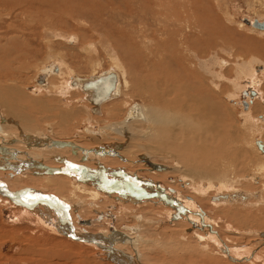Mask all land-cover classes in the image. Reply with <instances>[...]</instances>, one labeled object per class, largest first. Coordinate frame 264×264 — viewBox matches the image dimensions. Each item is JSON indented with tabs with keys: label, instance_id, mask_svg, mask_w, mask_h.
I'll list each match as a JSON object with an SVG mask.
<instances>
[{
	"label": "rangeland",
	"instance_id": "obj_1",
	"mask_svg": "<svg viewBox=\"0 0 264 264\" xmlns=\"http://www.w3.org/2000/svg\"><path fill=\"white\" fill-rule=\"evenodd\" d=\"M180 12L183 14H181ZM164 14H166V17ZM187 15H189L190 17H188ZM175 16H178V17H175ZM191 17L193 18V21L194 20L196 21L193 22ZM205 17L206 18L208 17V18L205 19ZM244 18L258 19L261 21L264 20V0H195V1L194 0H0V75H5L7 73L8 75H11V73L13 72L10 78H13L15 82H7V80L5 79L0 80V81L5 82L8 86H15L20 91L25 89V92L29 94L31 92L33 94L34 93L33 91L36 89L35 84L33 82L35 72L41 67L45 66L46 64H49L51 62L59 63L63 70V78L67 77L68 74L70 73L72 75L71 77L85 79L93 74L97 75V74H100L101 72L107 71L112 66L114 68L117 67L116 64L114 66V61H113V59H117L121 68L117 67L118 69H116V71L117 73H119L121 83H123L124 79L128 80V82L130 81V83L132 84V88L134 87L133 90L138 92V93H133L130 90H126L122 84L123 87H121L120 89V94H121L120 98L118 100L114 99L115 101L111 100L112 102L108 101L104 103V105L102 106L104 107L102 108L103 115L99 116L97 114L90 113L92 116L90 118L86 116L85 111H86V108L93 109V106L83 100L84 95L80 91H78V89L70 93L68 92L66 95L62 96V99H63L62 103L59 101V98L57 97H54V96L51 97L50 95H45L43 93L45 91L36 92L35 94L37 95L33 96V99H38V98L42 99L44 96L53 98V100L49 104L55 107V109L50 112L49 111L48 112H35L31 108L30 109L24 108L26 110V116L33 120L32 122H29L28 124H22L20 122L19 113H17L19 112L20 109H13V114L17 116L15 117L17 119L16 122L19 124V126L24 127L26 129V132L21 134V136H25L29 133H35V134L43 133L44 134L45 124H50L53 126V131L55 132L56 138L58 140L67 141V140L74 139L75 136H79V135L85 136V135H88V132L86 131L88 128L91 129L92 127H97V126L102 127V124H105L106 122L115 123L116 121L121 120V118L124 116V113L127 109L124 110L121 113V115H119L118 117H116L117 111L113 112L112 117L110 118L108 113L112 105H115L116 107H120L121 103L127 102L126 107L128 105L130 106L135 103L141 107L143 106L144 108H146V102L144 99L145 96L148 101L150 100L149 101L150 103L149 102L147 103V109L150 108L152 111L157 112V114H160L162 112V109L164 108H163V104L160 99V96H158V93L163 94L165 87H162L161 89H159L161 86L158 82V77L156 76H160V74L154 68V66L160 65L161 60L163 61L164 57L166 58L169 54L170 55L174 54L173 50L170 48L171 42L176 43V42L182 41V45H180V42L178 43L179 47L182 50V48L188 45L192 49V51L194 52L192 56H195L193 57V60L196 63V60L198 59L197 64H196L199 68L198 72L202 74L203 76L201 77L199 76L196 79L194 80L192 79V81H189V82H184L185 86L191 85L189 87H191L192 89H186L185 91L182 90L183 92L182 91L180 92L181 97H182L181 98L182 105H181V108L180 109L177 108V110L180 112L179 115L181 117L186 115L187 125L185 123V126H188V127H185L184 124L181 125V123L178 122V129L181 128L182 130V131L180 130V134H179L180 135L179 137H182L180 142H184L190 139L188 140V142L191 141V143L193 144V147H192V144L189 145L188 143H186L187 145L185 146V144L182 143L184 150H180L178 152V155L179 154L185 155V161L188 160V158L186 159L187 156L193 157V159H195L197 155L198 159L192 160V163L194 161L193 164L191 162L189 163L188 161L184 162V164L188 165L187 168L188 169L190 168L189 170L191 172H193V170L191 169L201 167L203 164L202 163L203 160L210 161V159H213L210 162L215 164V166L218 169H220V164L224 160V154L222 152L226 149L227 150L226 154H228L229 157L232 158L233 161L235 160V163H233L232 168H230L229 170L234 169L236 173V175L234 174V176H237L242 179V182H239L240 185L238 186V188L243 189V187H246L247 188L246 190L248 191H254L255 189L260 190L262 187H264V172L261 171L262 173L261 174L262 176H260L261 181L259 180L260 182L258 184L252 182L250 178L249 180L247 179L245 180V178H247L252 173H254V170H253L254 164H252L251 162L254 161L252 159H256L255 157H257L254 151L249 150L250 148L248 146L252 144V140L254 138H257L262 133H263L261 135L262 137L261 136L260 137L263 138L264 140V123L261 121L263 126L262 128L261 126L258 127L259 125H262V124H260L261 123L260 120L257 119L258 116L264 114V105L262 106L261 105L262 102L260 104V102L258 101V103L260 104L261 110L259 109L256 113L254 112L251 113L249 111L250 108H248L246 111L244 110L245 109L244 106H241V104L243 105V102L248 101V99L250 100V97L245 95V93H247L248 88L255 87L254 89L259 91L261 95H263V97L260 96L259 99L257 97L254 98L255 99V101L253 100L254 104L257 102L256 100L264 99V32L255 31L246 26L242 28L239 27V22H241L240 20ZM188 19L189 20L191 19V20L189 21ZM166 20L169 23H167ZM160 21H163V22H160ZM206 22L208 23V25L206 24L207 26L205 25ZM171 24L173 27H171ZM197 26H200V27H197ZM165 27H167V29ZM184 28L186 31L184 30ZM70 36L74 37V39H70ZM177 37L178 38L181 37V38L178 40ZM109 38H111L112 40L111 43L110 41L107 42V39ZM208 39H209V42H208ZM194 42L195 44H193ZM201 42H204V43H201ZM88 44H91V46H89ZM89 47L91 48L90 50H88ZM8 50H16L18 54L20 55L16 63L12 64L10 67H7V62H6L7 59H4V54ZM150 51L152 52L151 55H149ZM143 56L144 58L142 59ZM159 56H162V57L160 58ZM143 60L145 62H143ZM151 60L155 62L153 63ZM139 63L143 66L140 67L141 65ZM261 66L263 68L260 69ZM256 67L257 69H259L258 71H256ZM13 68L15 70H13ZM147 68L151 70L149 71ZM152 70H153V73H151ZM156 73H158L159 75ZM146 74L151 75V76H148L147 78ZM133 75L137 76V78L135 76L133 78ZM150 77H152L153 79ZM256 79L260 80V83L258 85L254 83ZM193 81H195L196 83ZM60 82L61 80L58 79V80H55L53 83L55 86L57 85L59 86ZM143 82L144 83L147 82L146 84L150 87V91L145 93L144 95H142L145 92V90H143L144 87L142 86ZM138 83L139 84L142 83V84L139 85ZM203 85H206V87ZM32 86L35 89L28 92V90L26 89ZM200 86L201 87L203 86V87L201 88ZM1 87H2V84H1ZM154 87H156L157 91H155L156 89L151 90V88H154ZM140 89L142 92L140 91ZM152 91L154 94H152ZM202 92H205V93H202ZM126 95H128L127 96L128 99L126 98ZM157 98L159 99L157 100ZM27 99H28L27 97H25V99L21 98V100L18 101L16 106H19V105L21 107L26 106L25 101ZM78 99H80V102H82V104L79 103ZM141 99L142 100L144 99V101L142 102ZM152 100L154 101L152 102ZM200 101L202 103H200ZM189 102H191L192 104ZM156 105H161L162 108ZM195 105H196L195 110H194L195 113H193L192 109ZM202 105L203 107L204 106L206 107L202 109L201 107ZM124 107H125V104H124ZM213 108L215 109L213 110ZM59 109H62V110L65 109V111L67 112L74 111V113H76L75 117L68 119L69 122L63 124V128L59 126V121L57 118ZM187 111H190V112L188 113ZM216 112L217 114H215ZM245 112H247L246 114L249 113L248 119L244 117ZM214 116L218 118H215ZM195 117L196 119L199 118L201 122L199 119H198L199 121L195 120L194 119ZM182 118H185V117H182ZM190 118L194 119V120L192 119V122L193 123L195 122L194 124L191 122ZM212 119L215 121V123L212 122L213 121ZM250 120H251V122H249L251 126L250 128L252 129L248 130V128L243 126V123L246 124ZM196 121L198 122L196 123ZM205 123H206V126H203ZM207 124H209L210 127L207 126ZM140 125L141 124L139 123L133 124L131 127H134V128H132L130 132L137 134L139 131L138 127ZM32 126H35V127H32ZM192 127L194 128V130L193 131L190 130V131L192 132L193 136L194 134L197 133L195 135L197 138L190 135V132H188V130L186 129V128L193 129ZM196 129H200L198 130L200 132L196 131ZM204 129L206 131H204ZM6 131L12 132L13 134L18 133L16 131H13V129L11 130L6 129ZM204 132H209V134L204 133ZM187 133L189 134L187 135ZM210 135H212V137ZM217 135L219 136L217 137ZM211 138H214V139L212 140ZM138 139H140L139 135H138ZM138 139L136 140L133 139V143L140 142V140ZM194 139L195 140L198 139V140L195 141ZM199 139L201 140V142H199ZM204 140L208 142L204 143ZM211 140L212 142H210ZM218 140L220 143H222L221 145L218 143ZM214 141H216L215 144H214ZM180 142H176V145L179 144ZM80 143L83 144V147L85 149L92 148V144L87 142L86 140H83ZM199 143L201 144L200 147H202V149L199 147ZM217 143L219 144L218 146H216ZM211 144L212 146H210ZM227 145L229 147H227ZM240 145L242 146L241 149H239ZM221 146H222V149H221ZM215 147L216 148L220 147V149H218L219 153L216 152V154L218 155L217 157H212L211 153L208 152V150L209 149L213 150L215 149ZM194 148L195 149L198 148L199 152L198 150H196L197 151L196 152ZM202 150L205 153L202 152ZM122 151H126L124 152L126 154V156L124 155V157L125 159L128 160L129 163H123L122 160H119V159L111 161L110 157L105 156L106 158L104 160L101 159L99 161V164L104 170H98V165L96 166V163L93 161H85V162L82 161L81 155H79V157L73 156L69 152V149H65V151H58V152H61V156H64L65 158H67L69 162H73V163L76 162L74 164V167H77V169L76 168L75 169L79 173L78 174L79 179L82 176L81 174L86 175L85 173H87L88 170L94 172L93 174H88L91 178L94 177L93 182L91 181V186L86 185V187H92V189L94 188L98 189V186H99L98 178L100 176L104 177L105 185H107L109 180L110 179L112 180V178L116 176V175L111 176V174L109 173H119V172L124 173L125 172V174L127 175L129 173V175L131 176L129 178L133 180L135 179L139 180L140 179L139 177L141 176V178H143V179H140L142 182V185H145V183L147 182L148 183L155 182V183H158L164 186L165 189L169 191L172 195L177 194V192L181 194L182 192L181 195L183 197L185 195L194 196L192 192H189V190H187L188 194L186 193L185 188L182 186L184 185V181L180 179L181 176L179 175L180 176L179 177L178 173L173 175L172 180L177 185L173 182L174 185L172 187H171V184L168 182L170 181V179H167L166 178L167 176H165L164 173L159 174V175H152L148 173L142 164L143 162L140 159H138L139 158L138 155H142V151L139 148H137L135 152L132 151L130 147L125 148ZM194 152L196 155L194 154ZM51 153L54 154L53 152ZM143 153H145V151ZM221 153L222 155H220ZM216 154H213V156H216ZM32 155L33 157H35L34 154ZM201 155L204 156V158H202ZM206 155L208 157H206ZM40 157L42 158L40 163H42L43 165L47 167L56 168L61 165L60 164L61 162L53 161L51 158H49L48 153H42L40 154ZM112 157H115V156H112ZM68 160L66 161L68 162ZM161 160L162 159H160V157H157V159H155L157 163H163V161H167V160H162V161ZM171 162L172 161L170 160L168 164L171 165L172 164ZM263 162L264 161L262 160L261 162H259V164L260 163L263 164ZM68 167L72 168L70 164L68 165ZM119 167H121V169ZM82 168H85V172L82 170ZM251 170L253 171L251 172ZM0 172L4 174V177H1V179H3V182H5L4 179L7 180V179H10V177H14V179H16V183H20V185H22L21 187L37 188V190L43 193L50 192L51 194L53 193L62 194L63 195L62 198L72 200L71 196H69L68 194V192L71 191L70 185H67L61 190H56L53 188L51 189V186L47 188L34 187L33 184H37L38 181L42 183V180H40V176L34 177L32 171L26 172L25 174L21 175L19 173H16L12 169L4 168L2 169V171L0 170ZM65 174L64 175L56 174L54 177H48L47 179H50V180L56 179V181H58V179H65L68 176V175L66 176ZM205 175H208V174L205 173ZM164 176H165V179H164ZM213 177H217V176H214L213 174ZM29 181H31V183ZM0 182H2V180ZM40 182L39 184H41ZM151 185H154V184H151ZM214 190L215 188L211 187L210 192L205 194L207 195L206 197L213 196L215 192ZM100 191L103 192L104 189H101ZM117 191L120 192L121 195L123 196L125 188L118 189ZM222 192H225V191L223 190ZM115 196L116 195H113V194L106 195L105 193H101L99 199L96 202H94L95 206L97 207V210L103 211L106 208H109L111 206L115 207L117 204H121V203L115 202L116 201L114 200ZM82 197L83 198L81 199H87V195H84ZM206 197L202 198L200 196V199L202 200V199H205ZM124 198H126L125 193H124ZM174 198L177 199L178 197L174 196ZM142 200L143 199H141L138 203H135V204H139V203L155 204L157 203L156 205H147L144 208L142 207L143 210L139 211V214L141 215L149 214L147 218L152 219V215H154L157 212H160L161 209L167 210V208L171 207L172 209H174V211H176L175 206L173 204L164 203L163 205L161 204V201L153 200L152 198H148L146 203L141 202ZM211 203L212 201L210 202V200L209 201L202 200V202L199 203V205L203 213H201L200 210L198 212L199 214H205L210 219H213V221L215 220L214 222L215 225L213 224L214 226L212 227V230L215 231L218 238L220 239L222 238L221 240L224 241L225 236H227L226 233L229 230H233V228L238 229L239 230L238 233H242L243 232L242 230L244 231L255 230V232L257 233H252L254 236L252 234H249L248 236L250 237L243 235V234L241 235L239 234L238 237L230 236L232 237V240L226 239L227 241L225 240L224 242H222L221 240L213 241V245L210 244L211 247L209 250V251H212L210 252L212 255L208 256L210 258L205 260L207 261V264L208 263L211 264L212 261H213L212 262L213 264H236L238 263V262H234V263L230 262L231 260H228L223 257V254H227V253H225V251L222 249L224 248V245L229 244V242L236 243L237 245L240 244L241 251L248 252V254H242L244 255L242 257L241 255L238 256L239 254L230 255L231 257L233 256V258L235 259L237 258L239 259L240 262L238 264H250L251 263L250 260L252 256L254 258L258 254L262 255L263 257L264 256L263 254L264 253V249H263L264 243L257 246L255 249L256 251L254 252L252 250L251 252L248 249V247L252 248L250 240L253 239V237L254 238L258 237L257 239L260 238L258 235H256L259 233V231L264 233V204L263 206L261 205L257 209L255 207H252V208L249 207V208H246V209L244 208L243 210H241L240 206H238V208L236 209L233 208L235 210L239 209L237 213L238 214L240 213V215H244L245 213H250V215H252V212L255 213L256 216L259 215L256 218V222L251 220V222L249 223L233 224L229 221L228 217L222 215V214H228V213H225L224 211L222 212V210L216 211L215 210L216 208H213ZM170 205H173V206H170ZM155 207H158V208H155ZM227 207H225L226 209L225 211H227V209H228L227 212L231 211ZM12 208L14 207L9 208L7 206H4L3 203H0V247L2 244L9 243L13 245V243H15V244H20L21 250L19 249L13 254L12 253L2 254L0 252V264H30V263L36 264L38 260L46 264H52V263L57 264L58 263L57 258L52 256L56 252L61 253V254L67 253L68 255L70 254L68 256L69 257L68 262H67V259L65 260L67 263L65 261H62L63 259H61L58 264H96V261H94L90 257H93V256L95 257V253L98 252V250H95V248H93L90 245L76 243L74 240H71L67 238L66 236H61L59 234L56 235L51 232H48L46 228H43V229L40 228V226L36 224L34 219H24L22 221L20 220L17 222L12 221V220H7L8 217L12 216L14 212H18ZM219 209H221V207L217 208V210ZM83 210L85 211L83 216L80 213H75L73 217L76 218L77 221H78V216H80V218L82 219L92 221L93 224H91L90 227L85 228L86 230L84 229V227H82L83 231L85 230L89 234H97L100 232V230H103L106 234H109L110 231H112L113 229L119 231V230H122L123 226L132 223L131 222L132 218L131 217L127 218L126 215L117 216L116 217L117 220L116 222H114V220L111 218L112 216L110 217L111 213H109L107 214L108 217H105V219L109 218V220L112 219L113 221L111 220L112 221L111 225H107L106 223H109V222H106V221L102 222L101 221L102 218H100V216L95 214L92 211V209L84 208ZM119 210L120 209H118V207H115V209H113L112 211L119 212ZM114 214L117 215L116 213ZM161 216L157 218L161 219L164 228H168L174 225L175 224L174 221L182 222L180 221V217L175 218L176 220H171V218H166V215H161ZM122 217H125V218H122ZM200 222H199L200 226L195 227V228L197 229L201 227L200 228L201 230L203 229L208 230L207 228H209V226H205L206 224L204 225L203 221L201 223ZM100 223H102L101 226H100ZM167 223L171 225H168ZM77 226L80 228L81 226H84V225L77 224ZM106 226H108L109 230L107 229ZM244 228H247L248 230H245ZM180 231L182 230L180 229ZM195 231L196 230L194 228H190L188 232L187 231L185 232L188 235L189 233H191L190 234L191 239L194 240V238L196 239ZM164 232H166V230H164ZM185 232L183 233L185 234ZM206 232L208 233V231ZM178 234L176 238L178 239L179 237V240H181L180 233ZM251 235L253 237H251ZM145 236L144 237L146 239L153 238V232L152 233L149 232L145 234ZM182 241H184L183 238H182ZM184 243H186L185 245L187 246L185 247L182 246V248L185 249L186 251H195V250L199 251L195 246L196 243L192 244V242H190L189 240L188 241L185 240ZM178 244L179 242L175 241L172 247H175L174 251L176 252L178 256H182V254H185L186 251L183 250L182 248L179 249ZM158 245L159 244L157 245L153 244L149 251H147L146 248H142L141 253L146 254V251L150 252L151 250H153L154 252L161 251L160 254L158 255H162V252H163L162 249L164 246L160 244L159 245L160 247H159ZM207 245H209V243H207ZM127 247L128 246H126L125 249L130 251V248L129 247L127 248ZM190 248L191 250H189ZM154 249L157 251H155ZM168 250L170 251V253L171 251H173L171 250V248H169ZM29 251L34 252V253L36 252V254L37 252L40 253V254H37L39 258L36 256V258L33 260L32 255ZM27 252H29L28 255H26ZM49 253L52 255H50ZM49 255L50 257H53L54 260L50 258ZM87 256H88V259L90 260L87 259ZM228 256H229V253H228ZM244 258L245 259L249 258L250 260H245ZM161 259L163 261L164 258H160V263H161ZM143 262H145L146 264H150V263L154 264L155 260H153L152 255L149 256L146 254ZM255 263L262 264L261 261H256L251 264H255Z\"/></svg>",
	"mask_w": 264,
	"mask_h": 264
},
{
	"label": "bare ground",
	"instance_id": "obj_2",
	"mask_svg": "<svg viewBox=\"0 0 264 264\" xmlns=\"http://www.w3.org/2000/svg\"><path fill=\"white\" fill-rule=\"evenodd\" d=\"M189 2H191V1H189ZM191 10H190V12H191ZM181 14H183V13H181ZM194 14H192V15H194ZM164 15L166 17V14H164ZM178 16H179V14H178ZM178 16H175V17H178ZM187 16L190 17L189 15H187ZM170 18H171V16H170ZM207 18L205 17V19H207ZM178 19H176V20H178ZM246 19H248L250 23H252L253 20H255V19H249V18H246ZM172 20H174V19H172ZM256 20L259 22L263 21V20L261 21L258 19H256ZM192 21H193V18H192ZM195 21L196 20H194L193 22H195ZM240 21L241 22H239V27L242 28V27L246 26L248 28H251L252 30H255L251 26L245 25L242 22V19ZM160 22H163V21H160ZM166 22H167V20H166ZM175 22H177V21H175ZM182 22H184V21H182ZM167 23H169V22H167ZM210 23H212V22H210ZM206 24L208 25L207 22L205 23V25ZM193 26H195V25H193ZM200 26H197V27H200ZM171 27H173L172 24H171ZM188 27H189V25H188ZM165 28L167 29V27H165ZM177 28H178V26H177ZM185 28H184V30H185ZM168 31H170V30H168ZM171 31H173V30H171ZM175 31H177V30H175ZM206 31H207V29H206ZM255 31H258V30H255ZM208 32H209V30H208ZM259 32H264V31H259ZM180 33H181V31H180ZM183 35H184V33H183ZM208 36H209V34H208ZM178 37H177V39L179 40L181 37L180 38H178ZM70 39H74V37L70 36ZM142 40H144V39H142ZM109 41L111 43V41H112L111 38L107 39V42H109ZM179 42H176V43L171 42L170 48L173 50L174 54H172V55L167 54L168 56L166 58L164 57L163 61L161 60L160 65L154 66V68L160 74V76H156V77H158V82L161 86L159 89H161L162 87H165L163 94L158 93V96H160V99L162 101L163 108H164V109H162L161 113L159 112L160 114H157V112L152 111L150 108L147 109V103L150 100L148 101L146 96L144 98L145 102H146V108H144L143 106L141 107L135 103L130 105V106L128 105L126 107L127 102L121 103L120 107H116L115 105H112L111 108L109 109L110 111L107 109L109 111L108 114H109L110 118L112 117L113 112L117 111L116 117H118L119 115H121V113L124 110L127 109L124 113V116L121 118V120H118L115 123L106 122L105 124H102V127L97 126V127H92L91 129L88 128L86 130L88 132V135L75 136L74 139L67 140V141L58 140L56 138L55 132L53 131V126L50 124H45V126H44L45 133L44 134L43 133H39V134L29 133L25 136H21V134L26 132V129L24 127L19 126V124L16 122L17 119L15 117H17V116H15L13 114V109H20L19 112H17V113H19L20 122L22 124H28L29 122H32L33 120L26 116V110L24 108H27V109L31 108L35 112H48V111L50 112V111H53L55 109V107H53L52 105L49 104V103H51L53 98H49L48 96H44L42 99H39V98L33 99V96L37 95V94H35L36 92L45 91V92H43L45 95H50L51 97L52 96L57 97V98H59V101L62 103V101H63L62 96L66 95L68 92L70 93V92L76 91L78 89V91H80L84 95L83 100L85 102H88L89 104H91L93 106V109L86 108V111H85L86 116H88L89 118L92 117L91 114H97V115L101 116V115H103V109L102 108H104V107H102V106L104 105V103L111 101V100L115 101L114 99L118 100L120 98L121 87L124 86V88L126 90H130L133 93H138L135 90H133L134 87L132 88V84L130 83V81L128 82V80L124 79L123 83H121L119 73H117V71H116V69H118L117 67L121 68L117 59H113L114 66L116 64L117 67L114 68L112 66L107 71L101 72L100 74H97V75L93 74V75H91L85 79H80L77 77H71L72 75L70 73L68 74L67 77L63 78V70H62L61 65L59 63L51 62L49 64H46L45 66L41 67L40 69H38L35 72L33 82L35 84L36 89L33 87L34 85L32 87H29L28 89H26V90H28V92L35 89L33 91L34 95L31 92H30V94L25 92V89L20 91L15 86H8L5 82L0 81V170L2 171V169H4V168H9V169L14 170L16 173L21 174V175L25 174L26 172L32 171L34 177L40 176V180H42V183L40 181H38L37 184H33L34 187L47 188V187L51 186V189L53 188L56 190H61L62 188L66 187L67 185H70L71 191H69L68 194H69V196H71V199H72V200H69L66 198H62L63 195L58 194V193H53V194H51L50 192L43 193V192L37 190V188L21 187L22 185H20V183H16V179H14V177H10V176H9L10 179H7V180L4 179L5 182H3V179H1V177H4V174H2L0 172V179L2 180V182H1L2 184H0V185H3L4 188L9 193H14V195L17 194L20 197L23 195V198L21 199V201L20 200L19 201L13 200V199L7 197L5 194H2L1 191L3 190V187H0V203H3L4 206H7L9 208L14 207L12 209L18 211V212H14L12 216H9L7 220H12V221L17 222L20 220L22 221L24 219H34L36 224L38 226H40V228H42V229L46 228L48 230V232H51V233L56 234V235L59 234L61 236H66L67 238L74 240L76 243L90 245L93 248H95V250H98V252L95 253V257L94 256L90 257L94 261H96V264L97 263L98 264H146L145 262H143L146 254L149 256L152 255L153 260H155L154 264H204L205 262H206L205 264H207V261H205V260L209 259L210 257H208V256L212 255L210 253L212 251H209V250H210L211 245H213V241H215V240L219 241L222 238L221 239L218 238L215 231L212 230V227L215 225V223H214L215 220L213 221V219H210L205 214H199V212H198L199 210L201 213H203L202 209L200 208V205H199V203H201L202 200L203 201L204 200H206V201L210 200V202L212 201V203H211L212 207L216 208L215 209L216 211L222 210V212L224 211L225 213H228V214H222V215L228 217L229 221L233 224L249 223V222H251V220L256 222V218L259 215L256 216V214L253 212H252V215H250V213H245L246 215L245 214L240 215V213L239 214L237 213L239 209L238 210H235V209L238 208V206H240L241 210H243L244 208L245 209L249 208V207L250 208L255 207L257 209L261 205L263 206V204H264V190H263L264 187H262L263 186L262 185L261 186L262 188L260 190L255 189L254 191H248V190H246L247 189L246 187H243L244 190L239 189L238 188V186L240 185L239 182H242V179L237 177V176H234V174L236 175L234 169L229 170L230 168H232L233 163H235V160L233 161L232 158H230L229 155L226 154L227 153L226 149H225L226 151L222 150L223 151L222 153L224 154V160L220 164V169H218L215 166V164L210 162L213 159H210V161H207V160L204 161L202 159L204 161V162L202 161V163H203L202 166L197 167L195 169H191V170H193V172H191L189 170L190 168L189 169L187 168L188 165L184 164V162L188 161L189 163L190 162L192 163V160H197L198 158H197V155L195 154V152H194V154L196 155V158L193 159V157L186 155L187 156L186 159L188 158V160H186V161H185V155H181V154L178 155V152L180 150H184L182 143H184L185 146L187 145L186 143H188L189 145L192 144L191 141H189L190 143L188 142V140H190V139H188L184 142H180L182 137H179L181 128L178 129V122L181 123V125L184 124V126H185V123L187 125L186 115L182 116L185 118H182L179 115L180 112L177 110V108L180 109L181 105H182V101H181L182 97H181L180 92L182 90L185 91L186 89H192L191 87H189L191 85L188 86L186 84L187 86H185L184 82H189V81H192V79L194 80L199 76L200 77L203 76L202 74H200L198 72L199 68L196 65L198 59L197 60L195 59L196 63L193 60V57H195V56H192L194 53L192 51V49L187 45L184 48H182V50H181V48L179 47V44H178ZM204 42H201V43H204ZM208 42H209V39H208ZM193 44H195V42ZM88 45L91 46V44H88ZM180 45H182V41L180 42ZM90 49L91 48L89 47L88 50H90ZM166 49H168V48H166ZM85 51H87V50H85ZM147 51H149V50H147ZM151 54H152V52L150 51L149 55H151ZM19 57H20V55L18 54V52L16 50H8L4 54V59H7L6 60L7 67H10L12 64L16 63V61L19 59ZM149 57H151V56H149ZM152 57H154V56H152ZM159 57L161 58L162 56H159ZM143 58H144V56L142 57V59ZM146 61H148V60H146ZM138 62H140V61H138ZM143 62H145V61L143 60ZM142 66L143 65H141L140 67H142ZM261 68H263V67L261 66L260 69ZM147 69L149 70V68H147ZM13 70H15V69L13 68ZM153 70L151 73H153ZM258 70L259 69H257V67H256V71H258ZM109 73H114L116 75V77H117L116 86H115V88L112 92V95L108 101L103 102V103L99 104L98 106H95L92 102H90L88 100V94L86 92H83L82 85L86 81L93 80L97 77H100L102 75H106ZM128 73H130V72H128ZM147 73H148V71H147ZM12 74H13V72L11 73V75ZM156 74H158V73H156ZM11 75H8V73L5 75H0V80L5 79V80H7V82H15L13 78H10ZM134 76L135 75H133V78H134ZM137 76H138V74H137ZM137 76H135V77L137 78ZM148 76H151V75H147V78H148ZM152 77H150V78H152ZM257 77H258V75H257ZM54 79L55 80H58V79L61 80V82L59 83L60 84L59 86L54 85V83H53L55 81ZM143 79H145V78H143ZM134 81H135V79H134ZM193 82H195V81H193ZM193 82H192V84H193ZM146 83L143 82L142 86L144 87L143 90H145V92L142 95H144L145 93L150 91V87ZM254 83L256 85H258L260 83V80L256 79L254 81ZM1 84H2V87H1ZM122 84H123V86H122ZM141 84H139V85H141ZM197 84H198V82H197ZM195 86H197V85H195ZM203 86L206 87V85H203ZM207 88H208V86H207ZM254 88H248L247 89V93H245V95L249 96L250 100L248 99V101L243 102V104L244 103L246 104V106L244 107L245 108L244 110L247 111V109L250 108L249 111L251 113H253V112L256 113L260 109L261 102H262L261 105L262 106L264 105V99L256 100L257 102L254 104V102H253V100L255 101L254 98L257 97L259 99L260 96L263 97V95H261V93ZM141 89H140V91H141ZM153 89L155 90L156 87L151 88V90H153ZM155 91H157V89ZM251 91L255 93L254 97H251V95H250ZM47 93H49V94H47ZM202 93H205V92H202ZM152 94H154L153 91H152ZM218 95H220V94H218ZM127 96L128 95H126V98L128 99ZM25 97L28 98L25 101L26 106H24V107H21L20 105L16 106L18 101L21 100V98L25 99ZM144 99L143 100L141 99L142 102L144 101ZM158 99L159 98H157V100ZM78 101L80 104H82V102H80V99H78ZM153 101L154 100H152V102ZM258 101L260 102V104L258 103ZM189 103H191V102H189ZM200 103H202V102L200 101ZM124 104H125V107H124ZM156 104H157V102H156ZM148 105H150V104H148ZM151 105H153V104H151ZM156 106L161 107V105H156ZM241 106H244V105L241 104ZM195 107H196V105L192 109L193 113H195L194 112ZM201 107L203 109L206 106L203 107V105H202ZM214 109L215 108H213V110ZM96 110H97V112H96ZM187 110H188V108H187ZM187 112L189 113L190 111H187ZM217 112L215 114H217ZM246 113L247 112H245L244 117H246L248 119L249 113L248 114H246ZM75 116H76V113H74V111L73 112H67V111H65V109H63V110L59 109V113L57 115V118L59 121V126L61 128H63V124L69 122L68 119L73 118ZM189 117H190V115H189ZM193 117H194V115H193ZM196 117L194 119L198 120L199 118L196 119ZM201 117H202V115H201ZM214 117L218 118L216 116H214ZM190 119L192 122L193 118H190ZM257 119L260 120V122L262 121L264 123V114L258 116ZM202 120H203V118H202ZM251 120L248 121L246 124L243 123V126L248 128V130L252 129V128H250L251 126L249 123V122H251ZM198 121H196V123ZM200 122H201V120H200ZM203 122H204V120H203ZM212 122L215 123L214 120ZM262 122L260 124H262ZM137 123L141 124L138 127L140 133H139V131L137 134L131 133L130 132L131 129L134 128L131 126L133 124H137ZM207 123H208V121H207ZM203 126H206V123ZM207 126L210 127L209 124H207ZM260 126L262 128L263 124ZM32 127H35V126H32ZM185 127H188V126H185ZM190 127H191V125H190ZM6 129H10V130L13 129V131H16L18 133L13 134L12 132L6 131ZM186 129L188 130V132H190V135H192V132L190 130L193 131L194 128L193 129L186 128ZM208 129H210V128H208ZM198 130H200V129H196V131H198ZM202 130H203V128H202ZM196 131H195V133H196ZM204 131H206V130L204 129ZM198 132H200V131H198ZM216 132H218V131H216ZM204 133L209 134V132H204ZM188 134L189 133H187V135ZM196 134H194V136L193 135L192 136L197 138L195 136ZM138 135H139L140 139H138ZM210 136L212 137V135H210ZM218 136L219 135H217V137ZM257 136H258V134H257ZM260 136H258L257 138H254L252 140V144H251L252 147H251V145L248 146L250 148L249 150L254 151V153L256 154L257 157H255L256 159H252L254 161L251 162L252 164H254V169H253L254 173H252L250 176L245 178V180L246 179L249 180V178H250V180L256 184H258L261 181L260 180V176H262L261 171L264 172V162H263V164L260 163L261 165L259 164V162H261L262 160L264 161V154L261 153L258 150V148L255 146V141H257V140L261 141L264 144V140H263V138H261L262 136L261 137ZM79 137H81V138H79ZM190 138H192V137H190ZM133 139H135V140L138 139V140H140L141 143L140 142L133 143ZM211 139L213 140L214 138H211ZM83 140H86L87 142L91 143L92 148L91 149H85L83 147V144L80 143ZM104 140H106V141H104ZM197 140H195V141H197ZM212 140L210 142H212ZM216 141H214V144L216 143ZM176 142H180V143L176 145ZM199 142H201L200 139H199ZM206 142H208V141L204 140V143H206ZM218 143L220 145L222 144L219 142V140H218ZM218 143L216 146L219 145ZM200 145L201 144L199 143V147H200ZM204 146H205V144H204ZM210 146H212V144ZM129 147L134 152L136 151L137 148H139L142 151V155H138V157H139L138 159H140L143 162L142 163L140 161L148 173H150L152 175H159V174L164 173L165 176H167L166 178L170 179V181H168V182L171 184V187L175 183L172 180L173 175L178 173V176L179 175L181 176V177L179 176L180 179L182 181H184V185H182V186L185 188L186 193L188 194L187 190H189V192H192L194 196H192V195L186 196L185 195L183 197L181 195L182 192H181V194L177 192V194L172 195L165 188L163 190L159 189L160 195H158V194H156L157 190L152 185L149 184L150 189L147 188L148 185L146 183H145V185H142V182L140 180L142 178L140 176L139 177L140 179L137 180V181H139L138 184L140 187L147 190L148 194L151 196H153V195L157 196L158 195V201L160 200L161 204H163V205H164V203L165 204H173L175 206L176 211H178V212L174 211V209H172L171 207L170 208L165 207V208H167V210L161 209L160 212H157L154 215H152V219L147 218V216L149 214H145V215L142 214L141 215V214H139V211H142L143 208L147 205H156L157 203H155V204H144V203L135 204V203H138L141 199H143L145 194L144 195L142 194V196H141V193L138 194L137 191H136L137 194H135L134 192H131L132 191L131 183L133 181L131 180V182L129 183V179H130L129 177H131L129 175V173H128V175L125 174V172L124 173H122V172L109 173V174H111V176L112 175H116V176L114 178H112V180L110 179L109 182L107 183V185H105L104 177L100 176L98 178V182H99L98 189L97 188L92 189V187H86V185L91 186V181L93 182L94 177L91 178L88 174H93L94 172L88 170V172L86 171L87 173H85L86 175L81 174L82 175L81 177H83V175H84V177L81 180V182H79L77 180L79 173L76 170L77 167H74V164L76 162L75 163L69 162V160L67 158H65L64 156H61V152H58V151H65V149H69V152L73 156L79 157V155H81L82 161H84V162L85 161H93L96 163V166L98 165V170H104L101 167V165L99 164V161L101 159L104 160L106 157H110L111 161L119 159V160H122L123 163H129L128 160L125 159V157H124V155L126 156V154L124 153L126 151H122L123 149L129 148ZM192 147H193V144H192ZM227 147H229V146L227 145ZM241 147L242 146L240 145L239 149H241ZM198 148L197 149L194 148L195 151L198 150ZM200 148L202 149V147H200ZM210 148H212V147H210ZM218 149H220V147L219 148L215 147V149H213V150L209 149L208 152L211 153L212 157H217L218 155L216 154V152L219 151ZM221 149H222V146H221ZM50 151L53 152L54 154H52ZM144 151H145V153H143ZM198 152H199V150H198ZM202 152H204V151L202 150ZM42 153H48L49 158H51L53 161L61 162L60 163L61 165L59 167H56V168L47 167V166L43 165L42 163H40V161L42 160V158L40 157V154H42ZM222 153L220 155H222ZM32 154H34L35 157H33ZM191 154H193V153H191ZM213 154H216V156H213ZM112 156H115V157H112ZM157 157H160V159H162V160H167L168 162L171 160L172 161L171 163L174 165L168 164L167 161H163V163H157L155 161V159H157ZM206 157H208V156L206 155ZM202 158H204V156H202ZM66 160H68V162ZM193 163H194V161H193ZM69 164L72 166V168L68 167ZM79 165H81V164H79ZM119 168L121 169V167H119ZM82 170L85 172V168H82ZM253 170H251V172ZM205 173H207L208 175H205ZM56 174H59V175L65 174L66 176L67 175L68 176L65 179H58V181H56V179H52V180L47 179L48 177H54ZM213 174H214V176H217V177H213ZM21 175H19V176H21ZM165 176H164V179H165ZM196 178L198 179V181ZM29 182L31 183V181H29ZM39 182L41 184H39ZM150 183L156 184L155 182H150ZM135 185H136V183H135ZM211 187L215 188L214 195L206 197L207 195H205V194L210 192ZM122 188H125L124 193H125V197L127 199L124 198V193L122 196L121 193L117 191L118 189H122ZM101 189H104V191L101 192L100 191ZM48 190H50V189H48ZM137 190H140V189H137ZM173 190H175V189H173ZM223 190L225 192H222ZM211 191H212V189H211ZM101 193H105L106 195H108V194L116 195L115 199H114V200H116L115 202L121 203V204H117L115 206V207H118V209H120L119 212L112 211L113 209H115L114 206L106 208L103 211L97 210V207L95 206L94 202H96L99 199ZM44 195L52 197L53 200H46V201L44 200L47 203V205L36 202V201H38L37 198L39 196H44ZM78 195H80L81 197ZM84 195H87V199H81V198H83L82 196H84ZM174 196L175 197L177 196L178 198L175 199ZM200 196L202 198H204V197H206V198L201 200ZM43 199L44 198H41L42 201H43ZM172 200H174V201H172ZM22 203H26V204H22ZM27 204H35V206L33 208H31V207L28 208L26 206ZM48 204L50 206H48ZM175 204H179V206L175 205ZM173 205H170V206H173ZM234 206H236V207H234ZM220 207H221V209L217 210V208H220ZM225 207L229 208L231 211L227 212L228 209H227V211H225L226 210ZM84 208L92 209V211L95 214H97L98 216H100V218H102L101 219L102 222H104V221L109 222V223H106L107 225H111V222L113 220H114V222H116L117 216H123V215H126L127 218L131 217L132 223L130 222L131 224L123 226L122 230H119V231L113 229L112 231H110L109 234H106L103 230H100V232L97 234H89L85 231L86 230L85 228L90 227L91 224H93L92 221L82 219V218H80V216H78V221H77V219L73 217L75 215V213H80L83 216L85 213V211L83 210ZM155 208H158V207H155ZM233 208H235V209H233ZM109 213H111L110 217L112 216L111 218L113 220L111 218L110 219L112 221L109 220V218L105 219V217H108L107 214H109ZM114 213H116L117 215H115ZM177 213H179V214H177ZM161 215H166V218H171V220H176L175 218L180 217V221H182V222L174 221L175 222L174 225H172L168 228H164L161 219L157 218V217H160ZM122 218H125V217H122ZM158 219H160V220H158ZM200 221L201 222L203 221V224L204 225L206 224L205 226H209V228H207L208 230H206V229L204 230L203 228H202L203 230H201L200 229L201 227L197 228V229L195 228V227L200 226L199 225ZM77 224L78 225L82 224L84 226H81L79 228L77 226ZM203 224H202V226H203ZM101 225H102V223H100V226ZM168 225H171V224H168ZM38 226H36V227H38ZM82 227H84V229H85L84 231H83ZM106 227L108 229V226H106ZM173 228H175L176 230ZM190 228H194L196 230L195 231L196 239L194 238V240L191 239V235H190L191 233H189V235H190L189 236L185 232V231L188 232V230H190ZM180 229L182 231H180ZM198 229H200V230H198ZM235 229L236 228H233V230H229L226 233L227 236H225L224 241L226 239L232 240V237H230V236H237L238 237L239 234L240 235L243 234V235L248 236L249 234L257 233V232H255V230L244 231V230H242V228H241V230L243 232L238 233L239 230L238 229L235 230ZM244 229L248 230L247 228H244ZM164 230H166V232H164ZM206 231H208V233ZM149 232H151V233L153 232V238L146 239L145 234H147ZM183 232H185V234ZM178 233H180L181 240H179V237H178V239L176 238L179 235ZM252 235H251V237L254 236V235L253 236ZM256 235H258L260 238L257 239L258 237L257 238L253 237V239L250 240L252 248L248 247V249L250 251L252 250L253 252L256 251L255 249L257 246L264 243V233L259 231V233ZM73 236H75V237L77 236L81 239L76 240V239H74ZM248 237H250V236H248ZM182 238L184 239V241H182ZM91 239H96L97 241H99L104 246V248H101V247L89 242ZM185 240L186 241L189 240L190 242H192V244L196 243L195 246L199 251H196V250L195 251H186L185 249H183L182 246H184V247L187 246V245H185L186 243H184ZM175 241L179 242V244H178L179 249L182 248L183 250L186 251L185 254H182V256H178L176 254V252L174 251L175 247H172ZM221 241L224 242L223 240H221ZM207 243H209V245H207ZM153 244H156V245L161 244L164 246L162 249L163 250L162 255H158V254H160L161 251H157L155 249L154 250L157 252H154L153 250H151L150 252H147L150 250V248L152 247ZM126 246H128L130 248V251L125 249ZM142 248L147 249L146 254L141 253ZM169 248H171V250H173V251H171V253L168 250ZM225 248H227V249H225ZM19 249H20V244L13 243V245H11L9 243H6V244L1 245L0 252L2 254H7V253L13 254L14 252H16ZM189 250H191V248ZM222 250H224L225 253H227V254H223V257L228 259V260H231L230 262H233V263L234 262L239 263L240 261L237 257H236L237 259L233 258V256L231 257L230 256L231 254L232 255L233 254L234 255L239 254L238 256L241 255V257L244 256L242 254H248L247 251H241V245L240 244L237 245L236 243H233V242H229V244L224 245V248ZM257 251H258V249H257ZM29 252H27L26 255H28ZM30 253L32 255L33 260L36 258V256L39 258V256L37 254H40V253H38V252H37V254H36V252L35 253L30 252ZM228 253H229L230 257L228 256ZM261 254H262V252H261ZM50 255H52V254H50ZM50 255H49V257H50ZM69 255L67 253L61 254V253L56 252L52 256L56 257L57 262L59 263V261L61 259H63L62 261H65L67 259V262H68V258H69L68 256ZM248 256H250V255H248ZM248 256H246V257H248ZM50 258L53 259V257H50ZM70 258H71V256H70ZM160 258H164L163 261L161 259V263H160ZM229 258H231V259H229ZM87 259H88V256H87ZM69 260H71V259H69ZM88 260H90V259H88ZM245 260H250V259L246 258ZM250 261H251V263H254L256 261H261L262 264H264V256L262 257V255H260V254L256 255L254 258L252 256ZM45 262H46V260H45ZM212 262H211V264H213ZM238 263H236V264H238ZM36 264H46V263L38 260L36 262Z\"/></svg>",
	"mask_w": 264,
	"mask_h": 264
},
{
	"label": "water",
	"instance_id": "obj_3",
	"mask_svg": "<svg viewBox=\"0 0 264 264\" xmlns=\"http://www.w3.org/2000/svg\"><path fill=\"white\" fill-rule=\"evenodd\" d=\"M242 22L247 25V26H251L253 29L258 30V31H264V20L262 22L257 21L256 19L253 20L252 23L249 22L248 19L244 18L242 19ZM116 81H117V77L114 73H109L106 75H102L100 77H97L93 80H89L84 82V84L82 85V90L83 92H86L88 94V100L90 102H92L95 106H98L99 104L106 102L110 99L112 92L116 86ZM251 97H254L255 93L251 91L250 93ZM244 107L246 106V104H243ZM97 112V110H96ZM255 146L258 148V150L264 154V144L257 140L255 141ZM0 184H2L0 182ZM0 187H3V190L1 191L2 194H5L7 197L13 199V200H17V201H21V199L23 198V195L20 197L19 195H14V193H9L3 185H0ZM38 197V196H37ZM41 198H44L43 201L41 200ZM38 203L41 204H46L45 202L46 200H53L52 197L50 196H39L37 198ZM45 200V201H44ZM22 204H26V203H22ZM28 208H33L35 206V204H27L26 205ZM48 206H50L48 204ZM74 239L76 240H80L81 238L79 237H75L73 236ZM89 242H91L92 244H95L101 248H104V246L97 241L96 239H91Z\"/></svg>",
	"mask_w": 264,
	"mask_h": 264
},
{
	"label": "crops",
	"instance_id": "obj_4",
	"mask_svg": "<svg viewBox=\"0 0 264 264\" xmlns=\"http://www.w3.org/2000/svg\"><path fill=\"white\" fill-rule=\"evenodd\" d=\"M258 127H260V125L258 126ZM143 179V178H142ZM81 180H82V177H80V179L78 178V181L79 182H81ZM131 180L134 182H132L131 183V189H132V191L131 192H134L135 194H139V193H141V196H142V194L144 195V197H143V200L141 201V202H146L147 200H148V198H152L153 200H157L158 201V195H160V191H159V189L160 190H163L165 187L164 186H162L161 184H158V183H156V184H154V185H152L156 190H157V192H156V194H158L157 196H155V195H153V196H151V195H149L148 194V191L147 190H145V189H143L142 187H139V181H137L136 179L135 180H133V179H129V183L131 182ZM144 181V180H143ZM135 183H136V185H135ZM147 184V183H146ZM152 184V183H148L147 185H148V189H150L149 187H150V185ZM135 187H134V186ZM161 185V186H160ZM156 186V187H155ZM137 189H140V190H137ZM136 191H137V193H136ZM140 191V192H139ZM143 192V193H142ZM146 192V193H145ZM152 200V201H153ZM160 201V200H159ZM178 201V200H177ZM175 203V202H174ZM175 205H178L179 206V204H175Z\"/></svg>",
	"mask_w": 264,
	"mask_h": 264
}]
</instances>
